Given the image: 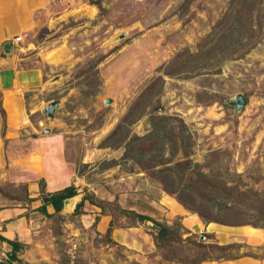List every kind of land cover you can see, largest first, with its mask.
I'll list each match as a JSON object with an SVG mask.
<instances>
[{
	"label": "rangeland",
	"instance_id": "374dc122",
	"mask_svg": "<svg viewBox=\"0 0 264 264\" xmlns=\"http://www.w3.org/2000/svg\"><path fill=\"white\" fill-rule=\"evenodd\" d=\"M233 3L51 0L35 27L18 33L11 69L30 75L1 127L0 207L19 208L10 236L20 246L8 260L0 240L4 264H199L262 254L264 0ZM47 134L45 150L37 138ZM54 144L76 193L70 209L47 204L44 214L36 206L49 191L43 159ZM27 154L41 171L25 169ZM207 219L244 225L249 243L242 234L220 243ZM152 220L170 229L159 242ZM5 227L0 221V233Z\"/></svg>",
	"mask_w": 264,
	"mask_h": 264
},
{
	"label": "crops",
	"instance_id": "0c3cea01",
	"mask_svg": "<svg viewBox=\"0 0 264 264\" xmlns=\"http://www.w3.org/2000/svg\"><path fill=\"white\" fill-rule=\"evenodd\" d=\"M51 0H0V152L3 151V141L1 127L2 123L7 122V117L9 107L7 103L16 104L17 101L20 102V94L17 88L19 87L20 79H28L29 73L27 69H11V47L15 41L13 36L18 33H24L29 29L35 27L38 22V17L41 13H44L43 7H46ZM40 13V14H39ZM8 43L7 46L4 44ZM28 73V74H27ZM28 77V78H27ZM16 88V89H14ZM18 104V103H17ZM22 117V112H19L18 117ZM9 118V117H8ZM15 118V119H17ZM4 119V120H3ZM10 127L6 128L7 132L11 133L14 131V122H9ZM37 139L42 141L45 150L52 144V135L47 134L46 136H39ZM48 143V144H47ZM55 149L47 155L44 162H47L45 167V173L47 174L46 179V189L54 190L65 185L67 175L65 168L62 167L61 158L59 156V148L57 144H54ZM46 152V151H45ZM43 158V157H42ZM2 158H0L1 160ZM3 161V159H2ZM20 162L29 169L31 173L39 172L43 168L41 163L39 166L36 162L32 161L28 154L20 158ZM33 163V164H32ZM45 164V163H44ZM43 173V172H40ZM37 199V198H36ZM19 208L15 207H0V221L3 222L6 229L3 230L1 235L11 238L10 230L13 229V224L18 223L19 219ZM211 226H209V232H218L220 238L219 242H226L231 237L237 235H245L246 243H249L250 239L248 235L243 231L244 225H234L231 228H226L223 224H217L215 222L209 221ZM207 224H205L206 226ZM229 227V226H227ZM222 241V242H221ZM253 244H258L259 242H252ZM264 263V250L261 255H239L236 257L229 258H209L203 259L199 264H261Z\"/></svg>",
	"mask_w": 264,
	"mask_h": 264
},
{
	"label": "trees",
	"instance_id": "16d2710c",
	"mask_svg": "<svg viewBox=\"0 0 264 264\" xmlns=\"http://www.w3.org/2000/svg\"><path fill=\"white\" fill-rule=\"evenodd\" d=\"M231 2L233 3V0H231ZM237 6L240 7L239 5H237ZM179 54L180 53L174 54L171 57L170 62L177 61ZM179 60H180V57H179ZM166 72L170 73L168 70ZM137 138H139V136H137L135 134L132 136V139H137ZM158 163H160L159 160L156 162V164H158ZM163 169H166V168H163ZM40 181L42 182V178H40ZM75 193H76V189L72 183L66 184L60 188H57V189H54L51 191L40 190V193L38 196L41 199V203L36 206V209H38L39 211H41L44 214H49L50 212L47 211L46 205L50 204L52 206L53 211H58L62 206L63 198L70 196L72 194H75ZM230 194H231V192L229 191L223 195L225 198L228 197V199H231L233 196H230ZM26 197L29 200L35 198V197H31V196H26ZM233 199L238 200V198H233ZM263 200H264V195L262 196V201ZM80 203H81V201H79L75 204V207H74L75 210L78 209V206L80 205ZM263 203H264V201H263ZM261 209L264 210V205L261 206ZM129 211L131 213H134V215H136L140 219L148 218L145 214L135 213L131 210H129ZM262 212H264V211H262ZM200 217L204 218L201 213H200ZM209 220H212V219H207V221H208L207 223H209ZM152 222H153L152 224L155 225V227H156V231L154 233L155 240H156V242H159L160 239H162L163 237H166L168 235V232L170 231V229L166 225L159 224L157 221L152 220ZM240 224H242V223H240ZM253 225L258 226V224H256V223H254ZM0 240L5 241L10 246L9 250L7 251V256H8L7 259L8 260L15 259L16 258V251L18 250V248L20 246V242L16 239L5 237L1 234H0ZM216 246L219 248H227L228 246H230V244L229 245L228 244H216ZM229 257H231V256H228L226 258H229ZM0 264H4V262L1 259H0ZM193 264H195V263H193Z\"/></svg>",
	"mask_w": 264,
	"mask_h": 264
},
{
	"label": "water",
	"instance_id": "95a60500",
	"mask_svg": "<svg viewBox=\"0 0 264 264\" xmlns=\"http://www.w3.org/2000/svg\"><path fill=\"white\" fill-rule=\"evenodd\" d=\"M5 46H7L8 45V43H5L4 44ZM107 99L108 98H106V99H104L106 102H107ZM244 96L243 95H241V94H237L236 95V98H235V101H236V103L238 104V105H240V104H242L243 103V101H244ZM53 106V103H51V102H47L45 105H44V108L46 109V110H50V108ZM73 196H75V194H72V195H70V196H67V197H64L63 198V200H62V206H63V208H65V205H66V202L67 201H71V199H72V197ZM74 200V199H73ZM73 200H72V202H71V206H72V204H73ZM71 206L69 207V208H65V209H70L71 208Z\"/></svg>",
	"mask_w": 264,
	"mask_h": 264
},
{
	"label": "bare ground",
	"instance_id": "6f19581e",
	"mask_svg": "<svg viewBox=\"0 0 264 264\" xmlns=\"http://www.w3.org/2000/svg\"><path fill=\"white\" fill-rule=\"evenodd\" d=\"M74 198H75V197H74ZM74 198H72L71 201L69 200V201L66 202L65 208H69V207L71 206V202H72V200H73Z\"/></svg>",
	"mask_w": 264,
	"mask_h": 264
},
{
	"label": "built area",
	"instance_id": "2783aa9c",
	"mask_svg": "<svg viewBox=\"0 0 264 264\" xmlns=\"http://www.w3.org/2000/svg\"><path fill=\"white\" fill-rule=\"evenodd\" d=\"M19 39H20V36H19L18 34H16V35L13 36V40H14V41H17V40H19Z\"/></svg>",
	"mask_w": 264,
	"mask_h": 264
}]
</instances>
